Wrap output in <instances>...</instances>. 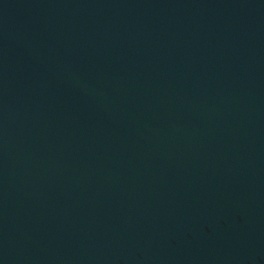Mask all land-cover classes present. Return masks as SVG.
Here are the masks:
<instances>
[{"label":"water","instance_id":"95a60500","mask_svg":"<svg viewBox=\"0 0 264 264\" xmlns=\"http://www.w3.org/2000/svg\"><path fill=\"white\" fill-rule=\"evenodd\" d=\"M0 264H264V0H0Z\"/></svg>","mask_w":264,"mask_h":264}]
</instances>
